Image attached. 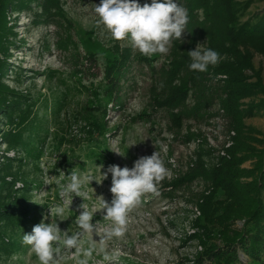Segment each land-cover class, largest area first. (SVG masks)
Listing matches in <instances>:
<instances>
[{
  "label": "rangeland",
  "instance_id": "374dc122",
  "mask_svg": "<svg viewBox=\"0 0 264 264\" xmlns=\"http://www.w3.org/2000/svg\"><path fill=\"white\" fill-rule=\"evenodd\" d=\"M150 2L139 0L141 5ZM94 4L99 5L100 0H56L52 9L53 18L39 21L35 14L44 11L33 3L31 11L24 10L11 16L10 26L14 29L15 45L11 46L2 82L10 91L29 97L31 102L40 101L34 104L32 116L36 113L38 125L43 123L41 125L50 128L43 140L41 158L29 161L22 170L16 163L12 170L13 173L24 175L29 182L26 185L18 182L16 186L21 192L19 202L29 208L25 215L27 225L23 234L31 233L33 226L44 215H49L46 222H50L48 207L54 208L56 205L66 208L64 216L59 218L63 221L58 220L61 230L75 227L72 223L80 214L77 208L83 200L73 197L69 208V198L60 195L61 186L69 182L68 175L74 169L98 174L96 165L101 164L104 165L103 170L113 164L131 168L139 157L150 156L157 151L168 169L166 178L158 185L159 195L148 194L142 198V204L129 213L125 236L110 241L109 250L119 251L117 264H194L201 248L192 237L196 231L193 221L200 216L193 199L203 190L204 184L196 181L192 186L177 185L175 188L173 184L187 171L189 160L200 148L219 153L224 145L232 144L233 133L228 131L227 121L218 104L212 108L211 116L186 117L180 127L170 110L161 107L171 91L180 85L178 77L170 72L173 41L167 55L144 56L128 41L112 40L106 31L102 32V26H96L98 17L93 12ZM263 8L264 1H257L252 10ZM63 36L64 39L71 37L72 44L67 49L61 47L64 44ZM185 36L186 31L182 34L184 41ZM191 44L193 50L197 44L205 48L203 40ZM116 51L131 53L128 80L122 83L126 95L119 107H114L113 103L108 105L107 125L110 133L106 137L107 143L94 155L95 159L83 161L85 165H80L77 156L82 153H78L77 147H70L71 143L63 145L60 150L54 148V133L57 128H63L69 140L81 141L87 137L89 128L82 120L83 108L94 100L95 90L99 91L102 87L107 58ZM88 52L95 53L96 67L89 68ZM78 58L80 63H84L83 70L88 69L86 74L77 69ZM255 64L257 68L264 66V60L258 57ZM58 105L61 109L55 114L54 109ZM187 105H193L191 98ZM44 116L47 118L41 120ZM246 124L264 132V114L246 119ZM175 130H180L182 137H176L172 133ZM185 136H190L191 141H186ZM72 149L76 150V154L69 151ZM21 156L20 151L7 146L0 133V164L5 158L20 159ZM70 156L71 159L68 158ZM110 187L111 174L102 184L93 181L85 189L88 197L84 199V204L94 213L92 222L98 221V231L110 227L111 222L103 220L98 212L99 202L95 195H103L110 202ZM22 237L18 239V250L0 251V264H38L30 246L22 243ZM91 238L99 240L95 234ZM242 259H245L243 255ZM61 264H75L73 252H65ZM89 264L107 262L94 252Z\"/></svg>",
  "mask_w": 264,
  "mask_h": 264
},
{
  "label": "trees",
  "instance_id": "16d2710c",
  "mask_svg": "<svg viewBox=\"0 0 264 264\" xmlns=\"http://www.w3.org/2000/svg\"><path fill=\"white\" fill-rule=\"evenodd\" d=\"M257 1L264 0H178L189 17L186 40H173L170 72L178 77L180 85L161 107L168 108L181 127L186 117L211 116L218 104L228 131L233 133L232 144L224 145L219 153L200 148L189 160L187 171L173 184L174 188L192 186L196 181L204 184L193 199L200 216L193 221L196 231L192 237L201 248L194 264H264V132L246 124V119L264 114V66L257 68L255 64L258 57L264 60V8L252 10ZM33 3L44 11L35 14L38 20L53 18L56 0H0V133L10 149L22 153L20 159L5 158L0 164V251L8 252L19 249L18 239L27 225L25 215L29 211L19 202L21 192L16 187L18 182H29L24 175L13 173V167L19 163L22 170L29 161L39 160L44 137L50 131L43 123L38 125L36 113L32 116L37 101L10 91L2 82L11 46L15 45L11 16L31 11ZM70 39L63 36L61 47L67 49L72 44ZM200 40L205 48L222 57L206 72L189 69L187 52L193 50L192 42ZM87 59L89 68L96 67L95 53L88 52ZM130 59L129 51L111 52L107 58L104 83L99 91L95 90L94 100L83 108L82 120L89 128L84 140L67 139L63 128L54 133V148L60 150L71 143L70 147L82 153L77 156L80 165L95 159L107 143L108 105L119 107L126 95L122 83L128 80ZM82 65L78 58L79 72L85 71ZM189 98L193 101L191 107L187 105ZM60 109L58 105L54 113ZM172 133L176 137L181 134L180 130ZM185 139L191 141L190 136ZM69 151L76 154L75 149Z\"/></svg>",
  "mask_w": 264,
  "mask_h": 264
},
{
  "label": "clouds",
  "instance_id": "9594fccd",
  "mask_svg": "<svg viewBox=\"0 0 264 264\" xmlns=\"http://www.w3.org/2000/svg\"><path fill=\"white\" fill-rule=\"evenodd\" d=\"M93 12L98 17L96 26H102V32L106 31L112 40L128 41L134 49L147 57L154 54L167 55L173 40L183 41L182 34L189 22L187 9L178 0H151L143 5L139 0H100L99 5L94 4ZM187 54L191 61L189 69L199 72H206L210 65L216 66L222 59L217 51L201 48L200 44ZM96 167L99 169L98 174L74 169L68 175L69 182L61 186L60 195L69 198V208L73 197L83 200L77 208L80 214L72 223L74 228L61 230L58 220L63 221L59 218L64 216L66 208L56 205L54 208L48 207L50 222H46L49 215H44L33 226L31 233L23 234L22 243L30 246L38 264H61L65 252H73L75 264H89L94 252L101 255L107 264H117L120 253L116 249L109 250V242L125 236L129 213L142 204L144 196L159 195L158 185L168 174L157 151L150 156L139 157L131 168L115 164L109 165L106 170H103V164ZM109 174L111 201L106 200L103 195L95 197L99 202L98 212L103 220L111 222V226L98 231V221L92 222L94 213L84 204V199L88 197L85 189L93 181L102 184ZM93 234L99 237L98 241L91 238Z\"/></svg>",
  "mask_w": 264,
  "mask_h": 264
}]
</instances>
